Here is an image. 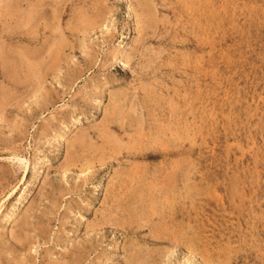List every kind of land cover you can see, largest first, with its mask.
Segmentation results:
<instances>
[{
  "label": "rangeland",
  "instance_id": "obj_1",
  "mask_svg": "<svg viewBox=\"0 0 264 264\" xmlns=\"http://www.w3.org/2000/svg\"><path fill=\"white\" fill-rule=\"evenodd\" d=\"M206 260L264 264V0H0V264Z\"/></svg>",
  "mask_w": 264,
  "mask_h": 264
},
{
  "label": "bare ground",
  "instance_id": "obj_2",
  "mask_svg": "<svg viewBox=\"0 0 264 264\" xmlns=\"http://www.w3.org/2000/svg\"><path fill=\"white\" fill-rule=\"evenodd\" d=\"M201 1H202V0H201ZM15 2H16V1H15ZM144 2H145V1H144ZM146 2H147V1H146ZM210 2H211V0H210ZM139 3H141V2H139ZM199 3H200V1H199ZM143 4H144V3H143ZM200 4H201V3H200ZM15 5H16V4H15ZM201 5H202V4H201ZM13 6H14V5H13ZM143 6H145V5H143ZM143 6H142V4H141V8H142ZM198 6H199V5H198ZM203 6H204V5H203ZM4 7H5V6H4ZM16 7H17V6H16ZM139 7H140V6H139ZM145 7H146V6H145ZM149 7H150V6H149ZM141 8H139V9H141ZM144 9H146V8H144ZM150 9H151V7H150ZM150 9H149V10H150ZM210 9H211V8H210ZM142 10H143V9H142ZM142 10H141V12H142ZM147 10H148V7H147L146 11H147ZM149 10H148V11H149ZM207 10H208V9H207ZM143 11H144V10H143ZM150 11H151V10H150ZM144 12H145V11H144ZM101 13H102V12H101ZM142 13H143V12H142ZM146 13H147V12H146ZM146 13H145V15H146ZM149 13H150V12H149ZM211 13H212V12H211ZM25 14H26V13H25ZM33 14H34V13H33ZM35 14H36V13H35ZM140 14H141V13H140ZM147 14H148V13H147ZM150 14H151V13H150ZM200 14H201V13H200ZM208 14H209V13H208ZM8 15H9V14H8ZM22 15H23V13H22ZM26 15H28V13H27ZM100 15H101V14H100ZM141 15H144V14H141ZM141 15H140L139 17H141ZM152 15H153V14H152ZM20 16H21V15H20ZM20 16H18V17H20ZM29 16H30V15H29ZM29 16H28V17H29ZM34 16H35V15H34ZM146 16H147V15H146ZM148 16L150 17V15H148ZM200 16H201V15H200ZM200 16H199V17H200ZM14 17H15V16H14ZM21 17H22V16H21ZM21 17H20V18H21ZM31 17H32V15H31ZM149 17H147V18H149ZM29 18H30V17H29ZM33 18H34V17H32V19H33ZM141 18H142V17H141ZM151 18H152V16L149 18L150 21H151ZM202 18H203V17H202ZM32 19H31V20H32ZM143 19H145V18H143ZM16 20H17V18H16ZM24 20L26 21L25 17H24ZM28 20H29V19L27 18V21H28ZM140 20H141V19H140ZM147 20H148V19H147ZM204 20H205V19H204ZM204 20H203V22H204ZM206 20H208V19H206ZM25 21H24V22H25ZM142 21H143V20H142ZM152 21H153V20H152ZM152 21H151V22H152ZM145 22H146V21H145ZM147 22H148V21H147ZM154 22H155V21H154ZM154 22H153V23H154ZM206 23H207V22H206ZM209 23H210V22H209ZM149 24H150V23H149ZM154 24H155V23H154ZM204 24H205V23H204ZM141 25H142V24H141ZM143 26H144V25H143ZM208 26H209V25H208ZM148 27H149V26H148ZM207 29H209V28H207ZM145 30H146V29H145ZM204 30H205V29H204ZM210 30H211V28H210ZM140 31H141V30H140ZM142 31H143V30H142ZM144 32H145V31H144ZM206 32H207V31H206ZM144 34H145V33H144ZM144 34H143V35H144ZM146 34H147V33H146ZM205 34H206V33H205ZM207 35H208V34H207ZM210 36H211V35H210ZM205 37H206V36H205ZM208 37H209V36H208ZM210 38H211V37H210ZM208 41H209V39H208ZM63 46H64V45H63ZM64 47H65V46H64ZM34 55H35V54H34ZM34 55H33V56H34ZM21 58H22V57H21ZM9 59H10V58H9ZM12 59H13V58H12ZM14 59H15V58H14ZM17 59H18V58H17ZM24 61H25V60H24ZM28 61H30V60H28ZM9 62H11V60H10ZM23 63H24V62H23ZM36 63H38V62H36ZM12 64H13V63H12ZM31 64H32V63H31ZM17 66H18V65H17ZM23 66H24V65H23ZM8 67H10V66H8ZM31 67H32V65H31ZM40 67H41V66H40ZM44 67H45V66H44ZM46 67H47V66H46ZM5 68H6V67H5ZM10 69H11V68H10ZM10 69H8V70H10ZM12 69H14V68H12ZM28 69H29V68H28ZM34 69H35V68H34ZM25 70H26V69H25ZM11 71H12V70H11ZM8 72H9V71H8ZM18 72H20V71L18 70ZM24 72H25V71H24ZM28 72H29V71H28ZM35 72H36V71H35ZM27 74H28V73H27ZM34 74H35V73H34ZM16 75H17V74H16ZM19 75H20V74H18V76H19ZM24 75H25V74H24ZM28 75H30V73H29ZM31 75H32V74H31ZM207 75H208V74H207ZM10 76H11V75H10ZM14 77H15V76H14ZM28 77H29V76H28ZM31 77H32V76H31ZM33 78H34V76H33ZM208 78H209V76H208ZM23 79H24V77H23ZM27 79H28V78H27ZM12 80H13V79H12ZM16 81H17V80H16ZM23 81H24V80H23ZM25 81H27V80L25 79ZM31 81H32V80H31ZM14 82H15V81H14ZM28 82H29V81H28ZM2 90H3V89H2ZM152 91H153V89H152ZM2 92H3V91H2ZM2 95H3V94H2ZM113 95H114V94H113ZM118 95H119V94H118ZM122 95H123V94H122ZM120 97H122V96H120ZM115 98H116V97H115ZM117 99H118V97H117ZM2 101H3V100H2ZM111 103H112V101H111ZM117 104H118V102H117ZM111 105H113V107H114L115 104L112 103ZM115 108H117V106H116ZM109 110L112 111L113 109H109ZM116 110H117V109H116ZM111 111H109L108 113H110V114H107V115H111V113H112ZM114 112H116V111H114ZM118 112H120V111H119V108H118ZM112 114H113V113H112ZM115 114H116V113H115ZM118 114H119V113H118ZM121 114H122V113H121ZM112 116H113V115H112ZM114 116H116V115H114ZM108 117H109V116H108ZM108 117H106V118H107V119H110V117H109V118H108ZM117 117H119V116H117ZM117 117H116V118H117ZM114 120H115V121H116V120L118 121V119H114ZM119 120H120V119H119ZM104 121H105V120H104ZM106 121H107V120H106ZM108 121H109V120H108ZM111 121H112V120H111ZM112 122H113V121H112ZM118 122H119V121H118ZM115 123H116V122H115ZM104 124H105V125H106V124L108 125V123H104ZM113 124H114V123H113ZM105 125H104V126H105ZM64 126H65V125H64ZM114 126H115V125H114ZM117 126H118V125L116 124V127H117ZM122 126H123V125H122ZM104 128H105V127H103L102 130H105ZM107 128H108V126H107ZM118 128H119V127H118ZM128 128H129V127H128ZM128 128H127V129H128ZM109 129H110V128H109ZM112 129H114V128H112ZM96 131H97V130H96ZM106 131H108V130H106ZM110 131H111V130H110ZM112 131H113V130H112ZM120 131H121V130H120ZM120 131H119V133H121ZM154 131H155V130H154ZM63 132H65V131H63ZM63 132H62V133H63ZM83 132H84V131H83ZM115 132H116V131H115ZM123 132L126 133V132L124 131V129H123ZM129 132H130V131H129ZM157 132H158V131H157ZM81 133H82V132H81ZM98 133H99V132H98ZM110 133H111V132H110ZM110 133H109V134H110ZM113 133H114V132H113ZM161 133H162V132H161ZM65 134H66V133H65ZM65 134H64V135H65ZM103 134H104V132L102 133V131H101V135H103ZM106 134H108V132H107ZM95 135H96V134H95ZM101 135H100V136H101ZM123 135H124V134H123ZM155 135H156V134H155ZM83 136H84V135H83ZM83 136H82V137H83ZM96 136H99V134L96 135ZM110 136H111V134H110ZM115 136H116V135H115ZM127 136H128V135H127ZM157 136H158V135H157ZM76 137H77V136H76ZM111 137H113V136H111ZM120 137H121V136H120ZM129 137H130V136H128V138H129ZM141 137H142V136H141ZM98 138H99V137H98ZM102 138H105V136H104V137L101 136L100 139H102ZM122 138H123V137H122ZM134 138H135V137H134ZM138 138H139V137H138ZM75 139L77 140V138H75ZM141 139H143V138H141ZM156 139H157V138H156ZM78 140H79V139H78ZM96 140H97V139H96ZM118 140H119V137H118L117 141H118ZM124 140H125V139H124ZM120 141H121V140H120ZM128 141H129V140H128ZM133 141H134V140H133ZM156 141H158V140H156ZM70 142H73V141H70ZM83 142H84V141H83ZM101 142H102V141H101ZM122 142H123V141H122ZM139 142H140V141H139ZM161 142H162V141H161ZM81 143H82V142H81ZM84 143H85V142H84ZM86 143H87V142H86ZM102 143H104V142H102ZM105 143H106V142H105ZM105 143H104V144H105ZM107 143H108V142H107ZM110 143H112V142H110ZM110 143H109V144H110ZM71 144H72V143H71ZM77 144H78V143H77ZM87 144H88V143H87ZM112 144L115 145L114 143H112ZM116 144H118V142H117ZM122 144H123V143H122ZM122 144H121V146H122ZM126 144H127V143H125V147H126ZM140 144H141V143H139L138 146H139ZM142 144H143V143H142ZM159 144H160V143H158V145H159ZM73 145H75V144H73ZM73 145H71V146H73ZM82 145H83V144H82ZM110 145H111V144H110ZM132 145L134 146V144H132ZM164 145H165V144L163 143V145H162L163 148H164ZM71 146H70V147H71ZM75 146H76V145H75ZM79 146H80V145H79ZM86 146H87V145H86ZM111 146H112V145H111ZM117 146H120V145H117ZM159 146H160V145H159ZM165 146H166V145H165ZM115 147H116V146H115ZM136 147H137V145H136ZM72 148H73V147H72ZM74 148H76V147H74ZM79 148H80V147H79ZM99 148H103V147L100 146V147H98V149H99ZM104 148H105V147H104ZM106 148H107V147H106ZM109 148H110V147H109ZM112 148H113V147H112ZM118 148H119V147H118ZM120 148H121V147H120ZM123 148H124V147H123ZM123 148H122V149H123ZM137 148H138V147H137ZM110 149H111V148H110ZM115 149H116V148H115ZM143 149H144V148H143ZM88 150H89V148H88ZM119 150H121V149H119ZM138 150H139V149H137V151H138ZM147 150H148V149H147ZM74 151H75V150H74ZM85 151H87V150H85ZM106 151H107V150H106ZM114 151H115V150L112 149V152H114ZM121 151H122V150H121ZM152 151H155V150L153 149ZM90 152H91V151H90ZM118 152H119V151H118ZM139 152H140V150H139ZM169 152H170V150H169ZM171 152H172V151H171ZM72 153H73V152H72ZM91 153H92V152H91ZM126 153L129 154V151L126 152ZM172 153H173V152H172ZM74 154H75V153H74ZM81 154H82V153H81ZM81 154H80V155H81ZM84 154H85V153H84ZM88 154H89V153H88ZM95 154H96V153H95ZM131 154H132V153H131ZM141 154H142V153H141ZM75 155L77 156V153H76ZM78 155H79V154H78ZM86 155H87V153H86ZM100 155H102V154H100ZM106 155H107V153H106ZM110 155H111V152H110ZM114 155H115V154H114ZM118 155H120V154L118 153ZM168 155H169V154H168ZM95 156H97V155H95ZM72 157H73V156H72ZM77 157H78V156H77ZM77 157H76V158H77ZM82 157L84 158V156H82ZM100 157H101V156H100ZM113 157H114V156L112 155V158H113ZM145 157H146V156H145ZM149 157H150V155H149ZM74 158H75V157H74ZM76 158H75V159H76ZM90 158H91V157H90ZM94 158L96 159V157H94ZM108 158H109V157H108ZM120 158H121V157H120ZM77 159H79V158H77ZM100 159H101V160H100V165H101V164H102V162H101V161H102V158H100ZM105 159H106V158H105ZM124 159H125V158H124ZM135 159H136V158H135ZM147 159H148V158H147ZM69 160H70V159H69ZM72 160H73V159H72ZM97 160H98V159H97ZM97 160H96V161H97ZM83 161H86V160H83ZM125 161H126V160H125ZM140 161H141V160H140ZM146 161H147V160H146ZM159 161H160V160H159ZM86 162H87V161H86ZM90 162H91V161H90ZM90 162H89V163H90ZM123 162H124V161H123ZM175 162H177V160H176ZM74 163H75V162H74ZM96 163H97V162H96ZM107 163H108V161H107ZM130 163H131V162H130ZM141 163H142V162H141ZM84 164H85V163H83V165H84ZM136 164H138V163H136ZM136 164H135V165H136ZM87 165H88V163H87ZM96 165H97V164H96ZM132 165H133V164H132ZM139 165H140V164H139ZM163 165H164V164H163ZM84 166H85V165H84ZM92 166H93V165H92ZM137 166H138V165H137ZM140 166H141V165H140ZM150 166H151V165H150ZM155 166H156V165H155ZM168 166H169V165H168ZM87 167H88V166H87ZM87 167H85V168H87ZM144 167H145V166H144ZM156 167H159V166H156ZM175 167H176V166H175ZM93 168H94V167H93ZM138 168H139V167H138ZM173 168H174V166H173ZM177 168H178V167H177ZM81 169H82V168H81ZM126 169H127V167H126ZM139 169H140V168H139ZM139 169H138V170H139ZM162 169H163V168H162ZM84 170H85V169H84ZM93 170H94V169H93ZM99 170H100V169H99ZM172 170H173V169H172ZM89 171H90V172L92 171V170L90 169V165H89ZM129 171H131V170H129ZM141 171H142V170H141ZM141 171H140V172H141ZM164 171H165V170H164ZM175 171H176V169H175ZM135 172H136V171H135ZM137 172H138V171H137ZM145 172H146V171H145ZM149 172H150V171H149ZM160 172H161V171H160ZM168 172H169V171H168ZM170 172H171V171H170ZM93 173H94V172H93ZM138 173H139V172H138ZM146 173H147V172H146ZM161 173H162V172H161ZM175 173H176V172H175ZM120 174H121V173H120ZM129 174H130V173H128L127 175H129ZM133 174H134V173H133ZM135 174H136V173H135ZM154 174H155V172H154ZM162 174H163V173H162ZM167 174H169V173H167ZM89 175H90V174H89ZM91 175H92V174H91ZM117 175H119V174H117ZM122 175H123V174H122ZM127 175H126V176H127ZM145 175H146V174H145ZM169 175H170V174H169ZM174 175H175V174H174ZM126 176L124 175L125 178H126ZM131 176H132V175H131ZM131 176H130V177H131ZM135 176H137V175H135ZM141 176H144V174H142ZM170 176L173 177V175H170ZM187 176H188V175H187ZM138 177H139V176H138ZM146 177H147V176H146ZM150 177H151V176H150ZM168 177H169V176H168ZM175 178H176V177H175ZM190 178H191V177H190ZM128 179H129V178H128ZM128 179H127V180H128ZM135 179H136V178H135ZM147 179H149V178H147ZM150 179H151V178H150ZM162 179H163V178H162ZM165 179H166V178H165ZM188 179H189V178H188ZM131 180H134V178L131 179ZM155 180H156V179H155ZM115 181H116V180H115ZM147 181H148V180H147ZM152 181H153V180H152ZM162 181H164V180H162ZM172 181H173V180H172ZM175 181H176V180H175ZM123 182H124V181H123ZM136 182H137V181H135V184H136ZM145 182H146V181H145ZM164 182H165V181H164ZM176 182H177V181H176ZM167 183H168V182H167ZM171 183H172V182H171ZM135 184H134V185H135ZM139 184H140V183H139ZM169 184H170V181H169ZM175 184H176V183H175ZM126 185H127V184H126ZM157 185H158V184H157ZM159 185H160V184H159ZM161 185L164 186L163 183H162ZM235 185H236V184H235ZM119 186H120V185H119ZM122 186H123V185H122ZM122 186H121V187H122ZM132 186H133V185H132ZM132 186H131V187H132ZM137 186H138V185H137ZM155 186H156V184H155ZM162 186H160V187L162 188ZM115 187H116V186H115ZM117 187H118V186H117ZM131 187H130V188H131ZM133 187H134V186H133ZM133 187H132V188H133ZM152 187H153V185H152ZM171 187H172V186H171ZM171 187H168V188H171ZM138 188H139V187H138ZM140 188H141V187H140ZM156 188H157V187H156ZM158 188H159V186H158ZM166 188H167V186H166ZM174 188L176 189V187H174ZM174 188H173V190H174ZM240 188H241V187H240ZM244 188H245V187H244ZM109 190H110V188H109ZM118 190H119V188H118ZM123 190H124V189H123ZM139 190H140V189H139ZM149 190H150V189H149ZM154 190H155V189H154ZM160 190H161V189H160ZM167 190H169V189H167ZM242 190H243V189H242ZM244 190H245V189H244ZM244 190H243V191H244ZM112 191H113V190H112ZM126 191H127V190H126ZM136 191H137V190H136ZM142 191H143V189H142ZM171 191H172V189H171ZM122 192H123V191H122ZM122 192H121V194H122ZM137 192H138V191H137ZM143 192H144V191H143ZM152 192H153V191H152ZM152 192H151V193H152ZM162 192H164V190H163ZM167 192H168V191H167ZM240 193H241V192H240ZM124 194H125V193H124ZM124 194H123V195H124ZM147 194H148V193H147ZM165 194H166V193H165ZM165 194H163V195H165ZM167 194H168V193H167ZM167 194H166V195H167ZM110 195H111V194H110ZM112 195H113V194H112ZM114 195H115V194H114ZM114 195H113V196H114ZM135 195H137V194H135ZM140 195H141V194H140ZM142 195H143V194H142ZM144 195H145V194H144ZM166 195H165V196H166ZM168 195H169V194H168ZM168 195H167V196H168ZM118 196H119V195H118ZM118 196H116V199H119V198H117ZM121 196H122V195H121ZM126 196H127V195H126ZM130 196H131V195H130ZM146 196H147V195H146ZM149 196H150V195H149ZM152 196H153V194H152ZM156 196H157V195H156ZM165 196H164V197H165ZM111 197H112V196H111ZM111 197H110V198H111ZM142 197L144 198L145 196H142ZM142 197H141V198H142ZM159 197H160V195H159ZM159 197H158V198H159ZM171 197H172V196H171ZM114 198H115V196H114ZM149 198H150V197H149ZM162 198H163V197H162ZM166 198H168V197H165V199H166ZM192 198H193V197H192ZM145 199H147V197H145ZM154 199H155V198H154ZM159 199H161V198H159ZM163 199H164V198H163ZM165 199H164V200H165ZM168 199H170V198H168ZM168 199H167V200H168ZM243 199H244V198H243ZM136 200H137V199H136ZM141 200H142V199H141ZM152 200H153V198H152ZM155 200H156V199H155ZM167 200H166V201H167ZM190 200H191V199H190ZM109 201H110V200H109ZM111 201H112V200H111ZM113 201H114V200H113ZM113 201H112V202H113ZM123 201H124V200H123ZM123 201H122V202H123ZM126 201H127V199H126ZM143 201H145V200H143ZM148 201H149V200H148ZM158 201H159V200H158ZM161 201H162V200H161ZM241 201H242V200H241ZM249 201H250V200H249ZM114 202H115V201H114ZM116 202H117V201H116ZM119 202H120V201H119ZM122 202H121V203H122ZM130 202H131V200H130ZM150 202H151V201H150ZM164 202H165V201H164ZM168 202H169V201H168ZM171 202H172V200H171ZM173 202H174V201H173ZM173 202H172V204H173ZM109 203H110V202H109ZM121 203H120V205H121ZM127 203H128V202H127ZM137 203H138V202H137ZM142 203H143V202H142ZM166 203H167V202H166ZM238 203H239V202H238ZM238 203H237V204H238ZM114 204H115V203H114ZM116 204H117V203H116ZM143 204H144V203H143ZM143 204H142V206H143ZM149 204H151V203H149ZM163 204H164V203H163ZM167 204L169 205V203H167ZM192 204H193V203H192ZM122 205H123V203H122ZM126 205H127V204H126ZM129 205H130V204H129ZM147 205H148V204H147ZM247 205H248V202H247ZM107 206H108V205H107ZM118 206H119V205H118ZM153 206H154V204H153ZM158 206H159V205H158ZM163 206H164V205H163ZM166 206H167V205H166ZM200 206H201V205H200ZM250 206H251V205H250ZM121 207H122V206H121ZM127 207H128V206H127ZM137 207H138V206H137ZM147 207H149V206H146V208H147ZM170 207H171V206H170ZM174 207H175V205H174ZM109 208H110V207H109ZM129 208H130V206H129ZM138 208H139V207H138ZM140 208H141V207H140ZM146 208H145V209H146ZM151 208H152V207H150V209H151ZM208 208H209V207H208ZM111 209H112V208H111ZM117 209H118V208H117ZM124 209H125V208H124ZM143 209H144V208H143ZM150 209H149V210H150ZM187 209H188V208H187ZM130 210H131V209H130ZM135 210H136V209H135ZM139 210H142V209H139ZM155 210H156V208H155ZM245 210H246V209H245ZM163 211L165 212V210H163ZM103 212H104V211H103ZM106 212H107V211H106ZM108 212H109V211H108ZM134 212H135V211H134ZM139 212H140V211H139ZM143 212H144V210H143ZM151 212H152V211H151ZM160 212H161V211H160ZM164 212H163V213H164ZM178 212H180V211H178ZM197 212H198V211H197ZM123 213H124V212H123ZM140 213H142V211H141ZM148 213H150V211H148ZM154 213H155V211H154ZM154 213L152 212V214H154ZM180 213H181V212H180ZM180 213H179V214H180ZM102 214H103V213H102ZM104 214H105V213H104ZM104 214H103V216H104ZM114 214H115V213H114ZM121 214H122V213H121ZM146 214H147V213H146ZM158 214H159V213H157V215H158ZM164 214H165V213H164ZM170 214H171V210H170ZM183 214H184V213H183ZM188 214H189V213H188ZM237 214H238V212H237ZM244 214H245V213H244ZM248 214H249V213H248ZM106 215H107V214H106ZM138 215H140V214H138ZM141 215H142V214H141ZM144 215H145V214H144ZM172 215H173V214H172ZM180 215H181V214H180ZM199 215H200V214H199ZM134 216H135V215H134ZM160 216H161V215H160ZM175 216H176V215H175ZM245 216H246V215H245ZM105 217H107V216H105ZM125 217H126V216H125ZM135 217H136V216H135ZM140 217H141V216H140ZM145 217H146V216H145ZM149 217H150V216H149ZM157 217H158V216H157ZM161 217H162V216H161ZM197 217H198V216H197ZM202 217H203V216H202ZM204 217H205V216H204ZM204 217H203V218H204ZM221 217H222V216H221ZM251 217H252V216H251ZM112 218H113V216H112ZM133 218H134V217H133ZM142 218H143V217H142ZM142 218H141V219H142ZM185 218H186V217H185ZM249 218H250V217H249ZM134 219H135V218H134ZM137 219L139 220L140 218L137 217ZM159 219H161V218H159ZM175 219H176V218H175ZM183 219H184V218H183ZM195 219H196V218H194V221H195ZM109 220H110V219H109ZM135 220H136V219H135ZM138 220H137V222L139 223L140 220H139V221H138ZM162 220H164V218H162ZM105 221H106V220H105ZM130 221H133L132 218L130 219ZM164 221H165V220H164ZM186 221H187V220H186ZM247 221H248V219H247ZM99 222H101V221H99ZM135 222H136V221H135ZM188 222H189V221H188ZM191 222H192V221H191ZM237 222H238V221H237ZM252 222H253V221H252ZM132 223H133V222H132ZM156 223H157V222H156ZM189 223H190V222H189ZM262 223H263V222H262ZM95 224H96V223H95ZM95 224H94V226H95ZM97 224H98V222H97ZM99 224H100V223H99ZM101 224H102V223H101ZM158 224H160V223L158 222ZM158 224H157V225H158ZM166 224H167V223H166ZM166 224H165V225H166ZM187 224H188V223H187ZM190 224H191V223H190ZM247 224H248V222H247ZM154 225H155V224H154ZM162 225H163V224H162ZM241 225H242V224H241ZM248 225H249V224H248ZM167 226H168V225H167ZM170 226H171V225H169V227H170ZM182 226H183V225H182ZM191 226H192V225H191ZM236 226H237V225H236ZM251 226H253V225H251ZM254 226H255V225H254ZM99 227H100V226H99ZM149 227H150V226H149ZM161 227H162V226H161ZM163 227H165V226H163ZM222 227H223V226H222ZM242 227H243V226H242ZM248 227H249V226H248ZM166 228H167V227H165V229H166ZM190 228H191V227H190ZM192 228H193V227H192ZM151 229H152V228H151ZM160 229H161V228H160ZM160 229H159V230H160ZM163 229H164V228H163ZM163 229H161V230H163ZM178 229H179V228H178ZM216 229H217V228H216ZM231 229H232V228H231ZM237 229H239V228H237ZM153 230H154V226H153ZM155 230H156V229H155ZM174 230H175V229H174ZM176 230H177V229H176ZM179 230H180V229H179ZM186 230H187V229H186ZM189 230H190V229H189ZM189 230H188V231H189ZM193 230H194V229H193ZM196 230H197V227H196ZM202 230H203V229H202ZM234 230H235V229H234ZM157 231H158V230H157ZM168 231H169V230H168ZM171 231H173V230H171ZM180 231H181V230H180ZM208 231H209V230H208ZM220 231H221V229H220ZM240 231H241V229H240ZM242 231H243V230H242ZM246 231H247V230H246ZM155 232H156V231H155ZM155 232H154V233H155ZM158 232H159V231H158ZM161 232H162V231H161ZM175 232H176V231H175ZM182 232H183V231H182ZM227 232H229V231H227ZM258 232H259V231H258ZM154 233H153V234H154ZM156 233H157V232H156ZM165 233H166V232H165ZM186 233H187V232H186ZM204 233H205V232H204ZM262 233H263V231H262ZM153 234H152V235H153ZM190 234H191V233H190ZM231 234H233V233H231ZM159 235H160V237H161V236L163 237L162 234H159ZM164 235H165V234H164ZM169 235H170V234H169ZM194 235H195V234H194ZM196 235H197V234H196ZM212 235H213V234H212ZM221 235H222V234H220V236H221ZM242 235H243V234H242ZM166 236H167V234H166ZM166 236H164V238H165ZM170 236H171V235H170ZM186 236H187V235H186ZM188 236H189V235H188ZM199 236H200V235H199ZM202 236H203V232H202ZM202 236H201V237H202ZM205 236H206V235H205ZM215 236H216V235H215ZM222 236H223V235H222ZM228 236H229V235H228ZM151 237H152V236H151ZM155 237H156V235H154V238H155ZM171 237H172V236H171ZM184 237H185V235H184ZM193 237H194V236H193ZM201 237H199V238H201ZM203 237H204V236H203ZM210 237H211V236H210ZM245 237H246V236H245ZM172 238H173V237H172ZM186 238H187V237H186ZM196 238H197V237H196ZM196 238H195V239H196ZM224 238H225V236H224ZM231 238H232V237L230 236V239H231ZM156 239H160V238L157 237ZM165 239H166V238H165ZM232 239H233V238H232ZM239 239H240V238H239ZM242 239H243V238H242ZM161 240H162V238H161ZM163 240H164V239H163ZM174 240H175V239H174ZM174 240H173V241H174ZM192 240H193V238H192ZM196 240H198V239H196ZM204 240H205V239H204ZM209 240H210V239H209ZM209 240H207V243H208ZM226 240H227V239H226ZM244 240H247V239H244ZM244 240H243V241H244ZM159 241H160V240H159ZM194 241H195V240H194ZM194 241H193V244H194ZM202 241H203V240H202ZM216 241H217V240H216ZM220 241H221V240H220ZM228 241H229V240H228ZM234 241H235V240H234ZM188 242H189V240H188ZM204 242H206V241H204ZM204 242H203V243H204ZM237 243H238V242H237ZM240 243H241V242H240ZM240 243H239V244H240ZM180 244H181V243H180ZM187 244H188V243H187ZM196 244H197V243H196ZM196 244H195V245H196ZM201 244H202V242H201ZM205 244H206V243H205ZM214 244H215V243H214ZM214 244H213V245H214ZM217 244H218V243H217ZM226 244H229V243L226 242ZM239 244H238V245H239ZM241 244H242V243H241ZM222 245L225 246V244H222ZM233 245H234V244H233ZM233 245H232V246H233ZM236 245H237V244H236ZM201 246H203V245H201ZM229 246H230V244H229ZM234 246H235V245H234ZM185 247H186V246H185ZM206 247H208V246H206ZM206 247H203V248L205 249ZM214 247H216V246H214ZM218 247H219V245H218ZM235 247H236V246H235ZM241 247H242V246H241ZM132 248L134 249V247H132ZM186 248H187V247H186ZM192 248H193V247H192ZM197 248L199 249V247H197ZM223 248H224V247H223ZM223 248H222V249H223ZM225 248H227V246H225ZM228 248H230V247H228ZM232 248H233V247H232ZM137 249H138V248H137ZM139 249H140V247H139ZM201 249H202V248H201ZM216 249H217V247H216ZM222 249H220V250L222 251ZM230 249H231V248H230ZM234 249H235V248H234ZM236 249L239 251V249H238L237 247H236ZM143 250H144V249H143ZM143 250H142V251H143ZM145 250H146V249H145ZM208 250H210V248H209ZM140 251H141V250H140ZM152 251H153V250H152ZM215 251H217V250H215ZM225 251H226V250H225ZM225 251H222V252H223V255H222V256L228 254V253H224ZM230 251H231V250H230ZM232 251H233V250H232ZM232 251H231V252H232ZM146 252H147V251H146ZM153 252H154V251H153ZM158 252H159V251H158ZM199 252H200V251H199ZM199 252H198V253H199ZM227 252H228V251H227ZM235 252H236V251H235ZM135 253H136V252H135ZM141 253H142V252H141ZM194 253H195V252H194ZM200 253H201V252H200ZM200 253H199L198 255H200ZM214 253H215V252H214ZM130 254H131V253H130ZM138 254H139V253H138ZM150 254H151V252H150ZM219 254H221V253L219 252ZM235 254H236V253H235ZM245 254H246V253H245ZM245 254H243V255H245ZM248 254H249V253H248ZM146 255H147V254H146ZM161 255H162V253H161ZM196 255H197V254H196ZM213 255H214V254H212V256H213ZM243 255H242V256H243ZM246 255H247V254H246ZM138 256H140V255H138ZM142 256H143V255H142ZM153 256H155V255L153 254ZM145 257H146V256H145ZM149 257H150V256H149ZM199 257H200V256H199ZM210 257H211V256H210ZM213 257H214V256H213ZM220 257H221V256H220ZM246 257H247V256H246ZM248 257H249V256H248ZM255 257H256V256H255ZM147 258H148V257H147ZM218 258H219V257H218ZM224 258H225V257H224ZM243 258H245V257H243ZM251 258H252V257H251ZM141 259H143V258H141ZM214 259H215V258H214ZM221 259H222V258H221ZM221 259H220V260H221ZM231 259H232V258H231ZM154 260H156V259H154ZM157 260H158V259H157ZM204 260H205V259H204ZM216 260H217V259H215V261H216ZM224 260H225V259H224ZM232 260H234V258H233ZM232 260H231V262H232ZM254 260H255V258H254ZM130 261H131V260H130ZM142 261H143V260H142ZM147 261H148V260H147ZM147 261H146V262H147ZM212 261H213V260H212ZM212 261H211V262H212ZM227 261H228V260H227ZM136 262H138V261H136ZM150 262H152V261H150ZM206 262L208 263L207 260H206ZM211 262H210V263H211ZM218 262H219V264H220L221 261H218ZM228 262H229V261H228ZM247 262H248V261H247ZM128 263H129V262H128ZM134 263H135V262H134ZM152 263H153V262H152ZM155 263H156V261H155ZM225 263H226V262H225ZM229 263H230V262H229ZM17 264H18V263H17ZM71 264H72V263H71ZM145 264H146V263H145ZM150 264H151V263H150ZM156 264H157V263H156ZM208 264H209V263H208ZM221 264H224V263H221ZM244 264H245V263H244Z\"/></svg>",
  "mask_w": 264,
  "mask_h": 264
}]
</instances>
